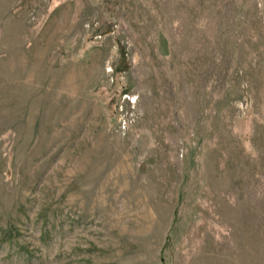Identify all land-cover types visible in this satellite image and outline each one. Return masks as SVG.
Here are the masks:
<instances>
[{
    "label": "rangeland",
    "instance_id": "1",
    "mask_svg": "<svg viewBox=\"0 0 264 264\" xmlns=\"http://www.w3.org/2000/svg\"><path fill=\"white\" fill-rule=\"evenodd\" d=\"M0 264H264V0H0Z\"/></svg>",
    "mask_w": 264,
    "mask_h": 264
}]
</instances>
